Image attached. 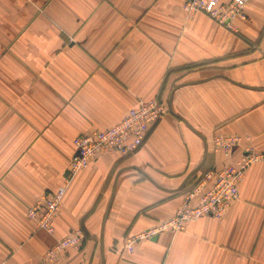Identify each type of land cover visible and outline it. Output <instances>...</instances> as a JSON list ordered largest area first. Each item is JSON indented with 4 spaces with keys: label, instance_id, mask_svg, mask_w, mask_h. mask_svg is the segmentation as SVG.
<instances>
[{
    "label": "crops",
    "instance_id": "crops-1",
    "mask_svg": "<svg viewBox=\"0 0 264 264\" xmlns=\"http://www.w3.org/2000/svg\"><path fill=\"white\" fill-rule=\"evenodd\" d=\"M244 12L230 29L183 0H0V263L36 264L82 230L62 264H103L101 238L104 264H264V161L222 218L124 246L171 217L205 173L245 149L264 153V0ZM153 98L167 112L140 148L101 153L69 185L55 232L39 229L28 209L63 186L77 137ZM234 136L232 156L216 149Z\"/></svg>",
    "mask_w": 264,
    "mask_h": 264
},
{
    "label": "built area",
    "instance_id": "built-area-1",
    "mask_svg": "<svg viewBox=\"0 0 264 264\" xmlns=\"http://www.w3.org/2000/svg\"><path fill=\"white\" fill-rule=\"evenodd\" d=\"M247 1L183 0V9L189 15L205 13L219 24L233 29L236 17H246L244 8ZM166 112V105L159 98L139 100L115 125L79 135L76 139V152L70 160L69 174L63 186L46 193L28 209V215L36 219L38 228L54 233V221L64 205L66 191L76 175L89 167L101 153L116 152L121 156L135 153L143 144L151 125L159 121ZM239 144L238 136L218 137L215 140L216 149L226 156H232ZM261 161H264V153L249 148L232 164L205 173L203 180L192 188L183 204L171 217L128 237L124 244L125 249L133 252L141 241L164 232L181 231L188 223L204 216L222 218L231 204L239 198V185L247 169ZM83 239L84 232L75 231L48 248L36 264H62L64 251L80 245ZM0 264H6V261Z\"/></svg>",
    "mask_w": 264,
    "mask_h": 264
},
{
    "label": "water",
    "instance_id": "water-1",
    "mask_svg": "<svg viewBox=\"0 0 264 264\" xmlns=\"http://www.w3.org/2000/svg\"><path fill=\"white\" fill-rule=\"evenodd\" d=\"M205 156H206V153L204 155V159H205ZM204 159L202 160V162L195 168L193 169L188 175L187 177L184 179L183 183L181 184V186L179 187V189H182L187 183L188 181L198 172V170L200 169L201 165L203 164L204 162ZM157 185V183H155ZM159 186V185H157ZM161 187V186H160ZM162 188V187H161ZM113 196H114V190L112 192V197H111V201L109 203V206H108V209H107V212H106V215L104 217V222H103V226L105 224V221H106V218L108 216V212L110 210V206L112 204V200H113ZM101 250H102V259H103V264H104V240L103 238H101Z\"/></svg>",
    "mask_w": 264,
    "mask_h": 264
}]
</instances>
